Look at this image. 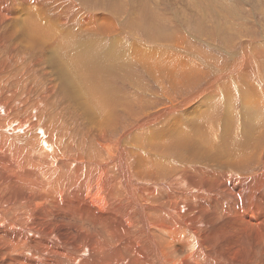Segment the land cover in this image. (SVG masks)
Instances as JSON below:
<instances>
[{
	"label": "bare ground",
	"instance_id": "obj_1",
	"mask_svg": "<svg viewBox=\"0 0 264 264\" xmlns=\"http://www.w3.org/2000/svg\"><path fill=\"white\" fill-rule=\"evenodd\" d=\"M40 1L0 0V264H264V100L256 101L264 89L243 79L235 87L237 76L228 77L259 67L264 58L239 51L227 68L218 59L208 63L216 75L210 86L153 113L143 99L130 103L106 76L96 77L95 59L104 56L103 72L115 69L130 85L139 83L134 72L142 63L153 80L168 78L170 84L177 73L196 71L202 58L192 57L193 47L158 40L169 50L140 47L123 57L124 47L123 59L115 57L118 48L104 51L107 36L85 18L91 1ZM55 8L66 22L55 20L61 17ZM113 9L103 17L122 19ZM148 10H139L142 21H127L135 39L148 33L141 25L150 28L156 20ZM13 14L23 23L10 19ZM216 14L222 18L221 11ZM39 17L89 64L75 70L59 48L49 55L46 40L54 42ZM70 28L100 44L81 41ZM189 55L187 64L182 58ZM47 64L53 72L39 85L37 78L45 76L39 69ZM217 83L225 85L215 88ZM209 94V100L203 98ZM203 102L200 115L188 119L190 109ZM132 109L133 120L124 123L121 135L119 113ZM72 129L80 134L68 136ZM244 138L251 141L247 149L230 155L216 143L239 148Z\"/></svg>",
	"mask_w": 264,
	"mask_h": 264
},
{
	"label": "rangeland",
	"instance_id": "obj_2",
	"mask_svg": "<svg viewBox=\"0 0 264 264\" xmlns=\"http://www.w3.org/2000/svg\"><path fill=\"white\" fill-rule=\"evenodd\" d=\"M89 1H91V4L94 6H91V4H90V7L87 6L84 9V10H86L85 18H87L88 21H90L91 23L95 22L94 24L100 27L98 29V32L102 34L103 38H105L107 36L106 39L103 40V43H101L105 49L104 51H109V49H111L112 47L118 48V50H119V51L117 50L118 53L115 51L116 49H113L114 52H116L115 54L112 51V53L115 57L117 54V57L120 56V58H122L121 54H120L121 53L120 50H124V47H126V50L124 51L125 55L123 57H125L126 55H128V57H129V55H132L135 52H139L141 50L140 47H143L146 49H156L157 47H160L157 49H159V50L163 49L165 46L161 47V45H163V44L160 41H158V40H163L169 46H170L169 43H171V44H179L180 43V44H183L184 46L187 43L186 46L193 47V48H189V49H194V51L192 50L193 52L191 53L192 57L202 58L201 60L197 59L198 64H197L196 71L192 72V74L187 72L189 75L185 74V73H182V74L177 73V75H176L177 77L176 76L171 77L172 79L175 78V81L173 80L172 82H170V84H169L168 78L166 80H164V82H166V84L164 82H162V80L157 81L155 76H154V80H153V78L150 77L151 75L150 74L148 75L146 73V70H144V68H146V66L142 63V65L140 64L139 67H137L135 72H134L138 78V81H139V83L134 85V86L130 85V83L123 82L121 79L125 78V77H123L121 74L117 75V73H116L117 71L115 69L113 72H103V68L107 64V60L105 59L104 56L100 55L95 59V66H93L92 69L96 70V73L94 72L96 77L103 78V76H106V77H104V79L106 78L107 80H109L110 81L109 84L112 83L120 91V93H121L120 98L128 99L129 100L128 102H130V103H134L140 99H143L145 101V104L147 105V107L150 106L148 108L149 111L153 112V113L164 110L165 108H169L171 106L173 107V105L174 106L178 105L180 102H183L186 99L194 97L195 95H197V92L204 91L205 88L210 86V82L213 81V79L215 78L214 76H216V75L214 74V72L209 71V69L206 65L208 63H212L213 61L218 59V61L221 62L220 66L225 65L224 68H227V66L229 65V62L232 59H234L241 51H243L244 53L246 52V55H248V57L252 53H255V54H258L259 57L264 58V0H214L215 2L213 0H210V1L209 0H149L150 2L148 0H133V1H131V0H120V1L119 0H89ZM126 1H129V3H126ZM99 2H101V3H99ZM147 2H149L148 3L149 5L147 4ZM98 3H99V5H97ZM106 4H108V5L106 6ZM143 4H145V5H143ZM27 5L28 4H26V7H27ZM113 5H115L114 6L115 8L118 7V9L117 8L113 9L114 8V7H112ZM116 5H118V6H116ZM119 5H121V6H119ZM129 5H130V7H129ZM141 6L142 7L147 6V10L152 9V11L148 10V15L150 14L149 17L151 16V18L153 17L156 20L153 21L152 26L151 25L149 26L150 28H148L147 26L141 25L142 26L141 28L147 30L148 33H145L144 37H139L140 40H138L139 39L138 37H137V39H135V37L131 34V32H128V30H126V29L128 27L127 21L128 22L129 21H135V20L142 21V19L140 17L141 13H139V10L141 11V8H142ZM149 6L150 7L152 6V7L150 8ZM50 7H48V9ZM102 7H104L105 9ZM124 7H125V10H124ZM74 8H77V6H75ZM110 8H111V10L112 9L117 10L118 13L120 12L122 14V19L121 18L118 19L117 15H115V17L117 19H115V18L112 19L111 18L112 16L111 17L108 16V19L111 20L112 21L111 22L107 19V17H103V16H107V15L102 14V12L105 11L106 9L110 10ZM121 9H122V11H121ZM189 9H191V10H189ZM1 10H3V8H1L0 11ZM25 10H27V9H25ZM205 10L207 13L205 12ZM219 10L221 11V16H222L221 19L218 18V15L216 14V12H220ZM127 11L131 12L132 14L131 13L128 14ZM43 12H44V10H43ZM55 12L61 16V17H55V20H57L58 22L63 21V23L66 22L65 16L62 15V12L60 10L55 8ZM124 12H126V13H124ZM154 12H155V14L157 13L156 16L157 15L162 16V19L160 21L158 20V18H159L158 16H157V18L155 17ZM29 13L25 14L24 16L27 17L29 15ZM108 13H110V12L108 11ZM110 14H112V13H110ZM125 14H127V15H125ZM70 16H72L71 13H70ZM77 16L81 18L84 15L82 12H80L77 14ZM137 16L140 17V19ZM9 18L12 20H17L18 24L20 22L23 23V17H20L18 15L13 14V15H10ZM42 18H44V14H43ZM163 19H164V21H163ZM219 19L222 21H220ZM123 20H125V21H123ZM145 21L146 20L144 19L143 22L146 24ZM157 21H158V23H157ZM39 22L42 25V28L45 32V35L46 36L49 35L50 38L54 42V44H52L49 42V40H46L45 48L48 51L49 55L55 56L56 48H59L61 51H63L66 54L68 59H70L74 62V69L75 70L79 69L80 67L86 66V64H89L84 59V57L80 55V53H81L80 51H78L79 53L75 54V52L71 51L72 47L68 43L62 42L59 39H57L54 36L53 32L49 29V27H45L43 25L40 17H39ZM221 22H223V23L219 24ZM82 24L87 25V23H84L83 20H82ZM101 26H103V27H101ZM15 27H16V25H15ZM142 29H140V31H141L140 34H143ZM70 30L73 31L72 34L74 35V37L81 38V41H85V42L89 41L91 43H95L96 44L95 47H97L100 44V42L98 43V41L95 40L96 38H93L92 35H91V37H92L91 39H90V37H89V39H87L86 37L81 36L80 33L74 31L72 28H70ZM111 30H113V31H111ZM61 32H62V30H60V32H58V33H61ZM128 34H130V36H128ZM147 34L150 35L149 38H146ZM119 39H121V41L117 44L115 41H119ZM141 40H142V42H141ZM180 40H182V41L180 42ZM122 41H124V42H122ZM121 42H122V44H121ZM143 42L146 44H144ZM150 42L155 43L154 46L152 43L150 44ZM157 42H160V43H157ZM115 43L117 45H115ZM129 43H132V49H131V47L128 49ZM142 43H143V45H142ZM233 43H234V45H232ZM123 44H124V46H123ZM136 44H137V47H138V45H140V44L141 45L137 48L135 46ZM148 44H149V46H148ZM254 46H255L256 51L253 52L251 50L253 49ZM108 47H109V49L107 50ZM165 49L169 50V48H166V47H165ZM258 49H260V50H258ZM227 52H229V54ZM118 54H119V56H118ZM172 55H173V58H171V59H174L177 54H175L173 52ZM250 57H252V55ZM120 58H118V59H120ZM190 58L191 57L189 55L185 59L182 58V60H183V62L187 63L186 61L189 60ZM122 59H120V61ZM75 62H77V63H75ZM169 62L170 61H168V64H169ZM178 62H181V60ZM187 64H189V63H187ZM258 65L260 68L258 66H257V68H255V65L254 66L251 65V66H248V70L250 69L249 71L246 70L247 68H245L244 71L238 70L234 74L229 73L228 77H234L235 78L237 76L236 77L237 79H235V82L232 83V85L234 84L235 87L242 85L241 83H242V79H243L249 85H255L254 88H256V85H258L259 87L257 86V88H259V89L263 88L264 89V80H263L264 79V72H263L264 71V64H258ZM190 68H191V64H190ZM104 69L106 70L107 67ZM39 71H40V73H42L46 76L45 77V76L40 75L37 78V83L39 85H42L47 81V78L48 79L50 78V74L53 72V67L51 64H47L45 66V69H39ZM187 71H189V70H187ZM239 72H241V73H239ZM167 73H168V76H170L171 69H169L167 71ZM236 73L240 74V75L238 76ZM113 75H114V77H119L121 81L120 80L112 81L111 77ZM55 76H54L55 78L58 77L57 75H55ZM58 78H60V77H58ZM176 78H177V80H176ZM104 79L101 80V85H102V87L107 88L109 85H107L105 83ZM126 79L129 80L128 78H126ZM238 80L241 82V83L239 82L240 84L238 83ZM185 81H186V84H185ZM223 85H225V84L217 83L215 85V88L219 87V86H223ZM172 87L174 88V90ZM237 91H238V89H237ZM77 92H79V90H77L76 93ZM138 93H140V95H138ZM210 94L203 96V98L205 97L206 100H209ZM173 99H175V100L177 99L179 102L177 100L174 101ZM237 99L239 100V96L237 97ZM258 100L260 102V101L264 100V97H260L259 99L257 98L256 101H258ZM141 102H142V100L139 101V103H141ZM172 102H173V104L171 105ZM59 103L61 104L63 102L59 101ZM154 103H156V104H154ZM168 103H170V104H168ZM202 104H206V103L203 102V103L197 104L196 106H194L190 109V113H187L188 119H191V117L195 118V117L200 115L198 113V107ZM158 109H160V110H158ZM43 111L48 112L49 115H51V116H54L51 113V111H49L48 109H44ZM120 113H122V114L120 115ZM120 113H119V119L118 120L121 123V128H120L119 132L122 135L125 133V129L127 127L124 123L127 121H130V120H133L135 110L132 109L128 112L121 111ZM150 114H152V113H150ZM222 125L230 127V124H228L227 122L223 123ZM173 127H174V129H177L179 127V118L174 120ZM78 134H80V133L77 132L75 129H72L68 133V136H70V135L77 136ZM216 143H217V146L222 153H224L226 155H230V154H235V153L240 152V151H245L247 149V147L250 145L251 141H250V139L244 138V142H243V145L241 147L229 148V149L221 148L217 142V139H216ZM104 157L105 158L108 157L107 152H104V155L99 156V158H103V161L105 159Z\"/></svg>",
	"mask_w": 264,
	"mask_h": 264
}]
</instances>
